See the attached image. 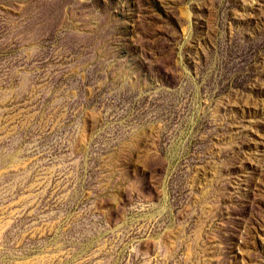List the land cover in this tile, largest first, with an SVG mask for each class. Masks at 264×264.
I'll use <instances>...</instances> for the list:
<instances>
[{
    "label": "rangeland",
    "instance_id": "obj_1",
    "mask_svg": "<svg viewBox=\"0 0 264 264\" xmlns=\"http://www.w3.org/2000/svg\"><path fill=\"white\" fill-rule=\"evenodd\" d=\"M0 264H264V0H0Z\"/></svg>",
    "mask_w": 264,
    "mask_h": 264
}]
</instances>
